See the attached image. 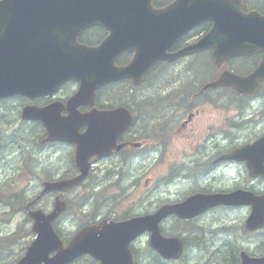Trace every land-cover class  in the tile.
<instances>
[{"label":"water","instance_id":"water-1","mask_svg":"<svg viewBox=\"0 0 264 264\" xmlns=\"http://www.w3.org/2000/svg\"><path fill=\"white\" fill-rule=\"evenodd\" d=\"M234 1L176 0L164 11L154 12L150 10L151 0H1L0 98L14 92L43 94L60 83L75 78L81 81L80 92L74 95L70 102L79 105V102L84 103L86 96H93L97 86L110 79L132 76L137 83L141 82L144 73L156 60L163 58V55L168 58L167 54L162 52L166 46L177 41V38L190 28L207 20L214 21L211 32L201 42L185 51L212 47L215 50V61L222 64L227 58L241 53L234 51L233 45L237 41H241L244 47L249 46V52L264 50V16L240 13L238 7L241 2ZM142 6L147 7L148 12L140 16L137 11H140ZM93 23H100L109 29L111 36L100 47L88 48L83 44L81 46L77 43L78 35L82 29ZM116 47L120 50L137 49V54L129 65L119 68L114 66L112 51ZM177 56L178 54L173 57ZM262 80L264 61L250 77H237L226 72L209 86L228 84L235 86L240 92L251 94ZM33 108H27V115L46 120L49 127L55 124L54 126L58 127L55 130L62 134V138L77 139H72L70 131L73 130V125L70 122H60L51 113L47 115L48 120L44 116V109ZM107 114L114 117L125 114L130 118V113L124 108L109 111ZM75 119L78 122V117ZM113 123L114 121H110L108 130L100 134H97L89 123L88 134L76 140L80 162L94 153L105 151V137L116 128ZM225 158L244 160L252 177H264V138L252 145L236 149ZM53 187L65 186H50ZM220 204H251L252 211L247 218L246 227L250 230L264 227V195H253L244 190L196 195L182 204L164 209L156 216L155 222L149 225L156 226L157 234L154 235L153 241H156L155 245L160 253L166 257H179L183 248V243L176 242L175 238L161 236L157 226L161 215L175 212L181 218L192 217ZM60 212V205L49 215L32 212L35 219L34 230L38 237L19 264L42 260H46V264H67L79 253L88 250L86 243L78 242L81 234L69 247H62L52 225V221ZM122 237L119 238L120 241ZM89 243L102 244L103 241L99 238ZM56 248L61 249L55 257L49 258V253ZM241 257V264H264V256L252 257L244 251Z\"/></svg>","mask_w":264,"mask_h":264},{"label":"flooded vegetation","instance_id":"flooded-vegetation-1","mask_svg":"<svg viewBox=\"0 0 264 264\" xmlns=\"http://www.w3.org/2000/svg\"><path fill=\"white\" fill-rule=\"evenodd\" d=\"M249 1V0H247ZM246 0H244L245 5V11H247L249 9V3L252 5H255L253 2L249 1V3ZM254 1V0H252ZM256 1V0H255ZM264 0H257V3H261ZM247 2V3H246ZM264 3V2H263ZM257 6V5H255ZM258 11L260 10L261 12H264V7H260L257 9ZM88 33L85 36V39L91 43L92 45L94 44H99V42H101L102 40H104L106 38V36L108 35V32L105 31V29L99 27V26H93V28H90L88 30H86ZM197 35H192L190 34L189 37H187V40H185L184 42L180 43L182 44L181 46H178V48L185 46L187 44H189V42H194L196 40H198ZM177 46L173 49H171L172 51H176L178 50ZM130 53V52H129ZM128 53V54H129ZM132 53V52H131ZM129 54L125 57H120L119 56V60L118 62L120 64H126L124 63L126 60L125 58H130V56L133 54ZM206 53H210L212 54L211 51H204L201 53H197V54H193L188 58H184V60L182 59H178V61H174V62H167V67L169 66L168 70L171 71L173 70L174 72H177L178 70L180 71L178 75L174 76L173 78H171L169 81H167V83H165L166 85L164 86L165 90H163V100H164V104L165 107L168 108L166 113H162L161 115H158V107H159V102L157 101L156 104H154L155 107V117H156V124H157V137L158 139L157 141V148L158 151L157 152V159L161 160L163 165H166L163 169L164 171V175H163V180L161 183L166 184L167 188L172 187L171 190H166L165 194L168 196V198H166L164 200V202L166 203H177V202H181L184 201V199H187L190 196L196 195L197 193H216L219 191H231V189H237V188H247L249 190L252 191H256L258 193L262 192L261 187H256L255 185V180H263L259 177H256L254 179L251 178L248 167H246V163L244 161L239 162L237 160L234 159H230V160H226V159H222L223 155L225 154H229V152L241 147V145H244V142L242 143L241 141H237L241 138L242 135H245V133H243L241 136L236 137V140L229 144L228 143V137L229 134L227 133V126H223V124L220 125V127L215 128L214 125L212 124V122L210 121H206L203 120V118L205 117V115L203 116L202 113L207 114L208 110H206V106H214V107H219L222 109H225L226 107V102H224L219 96H209L208 91H202L201 88L198 90V94L196 95H192V98H190V96H188L187 92H184L183 90V84H179V86H175L172 83V79H176L179 78L181 76L184 75V72H181V68H189L192 70L191 75L193 78H196L198 76V74L202 71L206 70V64L204 62V54ZM262 54H255V55H251L249 57H241L238 56L237 58H232L230 60H228L227 65L231 71L233 72H239L243 75H249L251 73V71H253L254 69L257 68V66L261 63V59H262ZM200 59L202 60V64H201V69L199 68V65L197 62L200 61ZM163 63V62H161ZM160 63V64H161ZM159 64V65H160ZM251 65V66H250ZM161 66H165V64H162ZM158 67V66H157ZM157 67L155 69H153L151 71V73L147 76L146 81L150 78V76H152L151 79V83L149 86H144V87H138L136 88L137 90L135 91V95L137 100L143 101L144 99V93H150L149 91L154 90V93L152 95V97L156 100L157 98L154 96L157 91L160 89L157 86V83H160V81L163 79V74H161L159 76L158 72H157ZM168 70L166 73H168ZM186 76V75H184ZM132 84V82H131ZM76 87V85H74L73 83L71 84H64L60 87V89H58L56 91L55 94H53V96H50L49 98L47 97H43V96H37L35 98H30V97H22V96H14L9 97V98H3L0 100V108L6 109V107H10L12 110V118H14V129L15 127L18 125V128L21 131H24L26 134H28L29 136H31V143L30 145L26 147H22L20 149V151L16 150V153L19 154V156L23 159L17 161V163L20 165V173L18 174L19 177V183H24V184H29L32 182H38L39 185L43 184L45 181H53V180H60V179H64L66 178V176H68L69 174L75 175L76 172L78 171V167H77V163L75 161V147L73 145H70L68 143L65 142H61L59 140H45L46 137H48V132L47 129L44 126V123L40 120H28V119H24V117H22V110L26 107V105H39V106H48L49 103H51V101L53 100H63L64 102L66 101V99L69 97V95H71L72 93H74L75 91L73 90ZM264 87V82H262V84L259 86V90L262 89ZM121 90V97L127 99L128 98V94H129V90L127 89V85L123 84L122 87H120ZM200 90H201V94H200ZM258 90V91H259ZM261 94L258 95H239L236 96L238 101H240V104L237 105V108H239V112H241V104H243L244 102L247 103V101H251L253 99H256L260 97ZM104 96H105V92H101L95 99V106H98L99 108H103V109H109V108H113L114 106V102L112 100L113 95L108 91H106V100H104ZM25 98V99H23ZM255 100V101H256ZM257 102V101H256ZM163 106V105H161ZM138 107H144V105H142V103L140 105H138ZM92 107L89 105H85V106H80L79 110L81 112H85L89 109H91ZM245 109L248 111L250 109H252V113L256 114L258 112L257 108H254L253 104L248 105L247 107H245ZM226 110V109H225ZM230 112V111H229ZM238 112V111H237ZM236 112V113H237ZM63 114L67 113V110L64 109ZM250 116V115H247ZM253 117V116H250ZM137 118H140V114L137 113ZM24 119V120H23ZM141 121V120H139ZM252 121V120H251ZM242 122L240 127H244L246 126L244 129L250 128V126H247L245 124H248L250 121L246 120L244 121H240ZM240 122L236 119L233 120V122L231 123V127H238ZM256 122V121H254ZM146 124V123H145ZM197 124L200 126L201 128V133L198 137H194L195 135V128L197 126ZM147 125V124H146ZM146 127V126H145ZM27 128V129H25ZM230 128V127H229ZM86 127H81L79 130L81 132L85 131ZM16 131V129H15ZM231 134V133H230ZM218 136V139L215 143V149H212L211 152L208 151V145L205 144V142H209V137L212 136ZM176 136H183L185 137V146H187L186 149H182L180 148L179 151H176L174 154L170 151V147H169V143L171 138H174ZM213 136V137H214ZM143 135V129H142V125H139V122H134L133 127L130 128L123 136H122V140L121 142H127L125 143L126 146L124 148H122V152L120 153H114L113 156L108 159L105 160L106 163H104V167L105 166H111L112 164H114L110 170H107V173L112 174V172H114V167L118 164V162L123 163V162H128L127 165H129V167H127L126 171H124V164L121 165L120 164V169H123V174L120 176L116 175L118 177H122L123 180H128L130 178L135 177L136 179H133L131 182V186L130 187H135L137 184L141 185L143 187V182H141V180L138 178L139 175H141V171L142 168L135 169V171L132 170L133 165H132V161L135 159H140L141 155H144L147 151L148 148V142H146V144H143L140 141H143L142 139H144ZM212 137V138H213ZM259 137V136H257ZM256 137V138H257ZM255 137L253 139H256ZM134 139H138V142H140L137 146H132L129 143L133 142ZM189 139H195V141L193 143H191L189 141ZM252 139V141H253ZM48 141V142H47ZM213 142V141H212ZM241 142V143H238ZM147 146V148H146ZM41 148H46L45 150L48 149V155L51 156L53 154H55L56 152H58L57 150L60 151H64L65 153L68 154L67 157V163L66 164V169L69 173H64V175H59L61 174L64 170L60 171L59 173L56 174V170L59 169V166L56 167L55 169H50L48 171H45V167L49 168V164L51 165L52 163L49 162L47 163L45 161V164L43 166L42 169L37 170L35 167V164H32V160H34L33 157H35V161L37 160V162H39V158L37 155H34V151H39ZM200 150L201 152V156L200 158L197 157V153ZM28 154L30 156H32V160L31 158L28 156ZM27 155V157L25 156ZM148 157V155H146ZM188 156L189 161H186V157ZM27 159L28 164H30V168L25 167V164L23 162H25V160ZM142 159H145L142 158ZM116 160V162L114 161ZM201 160V161H200ZM41 161V159H40ZM66 161V160H65ZM233 163V165L235 167H240L243 170H245V173L247 172L249 177L246 176V174L244 175L242 173V171L239 172V177L238 180H241L237 185H235L234 187H231V189H221V188H214L212 181H210V175L209 171H214L217 172L218 169L222 166H230ZM126 165V166H127ZM143 167V166H142ZM227 169V167H226ZM225 169V170H226ZM224 170V171H225ZM120 171V170H119ZM224 171L222 173H220L221 175H225ZM185 173L182 174V173ZM189 172V173H188ZM197 172L196 175L204 178L201 181H197L196 180V175L195 173ZM115 173V172H114ZM176 173H179V178L176 179ZM188 173V175H186ZM219 173V172H218ZM13 174H16V170L13 171ZM125 174V175H124ZM191 174V175H189ZM195 175V176H194ZM17 176V175H16ZM109 176V175H108ZM107 176V177H108ZM115 176V175H113ZM171 176L173 178H171ZM185 178H183V177ZM193 178H192V177ZM183 178V180H182ZM190 178V179H189ZM245 178V179H244ZM189 179V180H187ZM178 180H181V182H179ZM186 181V182H185ZM191 182L190 187L187 190H178L177 189V185H183L186 184L187 182ZM196 184H199L196 185ZM69 193H72V191L66 192L65 196H69ZM12 196V194H11ZM56 196V193L53 194H49V195H45L44 197L38 194L36 196H34L33 200L36 207H42V202L44 200V198L48 197L50 199H53V197ZM172 196H176V198H173ZM148 203H150V201H148ZM116 205L117 204H113V205H109L108 204H101L98 205V210H95L93 212V214L90 215L89 218L81 220L79 222V226L78 229H80L83 226L86 225H90V224H100L102 223V221H106V223H112L114 221H123L125 219H128L130 217H136L137 214H140V212H136L134 210V208H132V210L130 211H125V213L120 214L118 212V209H116ZM53 205L50 204L48 207L47 206H43L45 210H48L49 208H52ZM233 207H238V206H226V205H220L217 208H213L210 209L211 210H219L220 208L222 209H232ZM245 207V206H244ZM242 207V208H244ZM240 208V207H239ZM247 208V207H246ZM148 208L146 207L144 212H147ZM208 211V212H209ZM150 212H153V210H151ZM205 213V214H208ZM203 214V215H205ZM200 216L202 215H197V217L195 218V220H199ZM83 221V222H82ZM175 224H178L177 222ZM166 224L163 225V229H166ZM199 227V226H197ZM196 227V228H197ZM77 229V231H78ZM148 233H144L142 234L143 236L138 235V237L134 238V240L132 242H130L129 248L132 250V253L134 255V261L133 264H149V262L151 260H157V254L154 253L152 247L149 248V243H148V239L150 237V235H147ZM141 236V237H140ZM147 239V247L142 248L141 244L142 242H144ZM64 241H69L68 239L64 238ZM117 258V257H116ZM160 258V257H159ZM110 259V258H109ZM151 259V260H150ZM80 260H86L85 264H101V262L97 259V258H93V257H86V258H82ZM118 261V259H116ZM77 261L75 263H71V264H78ZM121 262V261H120ZM125 264L128 263V259L125 258Z\"/></svg>","mask_w":264,"mask_h":264},{"label":"rangeland","instance_id":"rangeland-1","mask_svg":"<svg viewBox=\"0 0 264 264\" xmlns=\"http://www.w3.org/2000/svg\"><path fill=\"white\" fill-rule=\"evenodd\" d=\"M204 62L206 64L207 69H209V62L207 59H204ZM199 65V68L201 69L202 60L200 59L199 62H197ZM181 72H184V75L176 79H172V83L175 86H179V84H184L185 82L189 81V79L192 78L191 72L192 70L189 68H181ZM179 70L177 72H174L173 70L169 71L166 75L163 76V79L160 81V83H157V86L160 88L157 93L154 95L157 99L155 100L152 95L154 93V90L149 91L148 93V100L150 99V103L156 104V102H159L158 107V115H161L162 113H166L168 108L165 107L164 100L162 98V92L165 90L164 86L166 85L167 81H169L171 78L179 74ZM188 76V77H187ZM189 78V79H188ZM113 98H118L119 93H112ZM219 96L224 102L227 103L233 102V104L236 105L235 100L229 96V94H219L216 95ZM163 105V106H161ZM206 110H208L207 114L203 118V120H206L207 122L210 121L214 125L215 128L220 127L221 124L223 126H227V133L229 134L228 137V143L231 144L236 140V137L241 136L243 133L245 135H242L241 138L237 141H241L242 143H248L252 142V139L262 133H264V93L262 94V97L254 104V108L258 109V112L254 114L253 117L246 116H240V118H237V120L240 121H246L249 120L250 122L248 124H245L247 126H250V128L244 129V127H240L241 123L238 127L232 128L228 125L227 118L231 116L234 112L237 111L235 106H228L225 107V109L214 107V106H206ZM230 111V112H229ZM239 112V109H238ZM240 113V112H239ZM4 115V114H3ZM7 116H2L1 114V121H0V264H13V262L18 258L25 250V247L29 245L31 240L35 237V232L32 230V224L31 221L27 220V215L25 213L21 212V200L20 197H9V194L12 191H20L19 188V177H18V167L20 165L17 163V161L23 159L19 156V154L16 153V141H15V133H19L20 129L18 128V125L14 129V123H11L9 119L12 117L9 113L6 114ZM252 120V121H251ZM256 121V122H254ZM150 122H153L151 120ZM232 125V124H231ZM6 127V131H2L3 127ZM146 124L142 125L143 129V135L146 136L148 134L146 130ZM27 129V128H25ZM4 132V133H3ZM195 135L194 137H198L201 133V128L197 124L195 128ZM152 133V132H150ZM231 133V134H230ZM4 136L6 138L7 144L4 145L3 139ZM214 136V135H213ZM212 136V137H213ZM209 137V142H205L206 145H208V151L211 152L212 149H215V143L218 139V136H214L213 138ZM191 143L195 141V139H189ZM213 141V142H212ZM238 142V143H241ZM157 141H151L148 144V150L144 155L140 156V159H135L131 163L133 165L132 170L135 171V169L142 168L141 175L138 176V178L143 182V187L139 184H137L135 187H130L132 184V180L136 179V176L128 180H123L122 183L120 182H114L113 177L109 178L107 177L109 173L106 171L111 169V166H105V161L99 160L93 166L92 176L97 181L105 182L107 185V189L100 191L99 194H96L95 203L100 201V205L108 204L116 205V209H118V212L120 214L125 213V211H130L132 208L137 212H143L145 208L147 207L149 209H156L161 204H164V200L168 198V196L165 194L166 190H171L172 187L167 188L166 184L161 183L163 180L164 175V167L166 165H163L161 160L157 159L156 154L153 155V151H158L157 148ZM24 147H26L25 144H21ZM170 151L174 154L176 151L186 149L187 146H185V137L176 136L174 138H171L169 143ZM27 148V147H26ZM41 148L39 151H34V155H37L39 158V162L37 160L35 161V167L37 170H40L43 168L45 161L47 163L51 162L52 164H49V168L45 167V171H48L50 169H55L59 166V169L56 170V174L60 171L66 169L67 163V157L68 154L64 151L57 150L55 154L49 156L48 149ZM18 150V149H17ZM20 151V149L18 150ZM146 155H149L147 157ZM27 157V155H25ZM201 152L200 150L197 153V157L200 158ZM145 159H142L144 158ZM35 158V157H34ZM41 159V161H40ZM190 158L188 156L186 157V161H189ZM66 160V161H65ZM65 162V163H64ZM25 164V167L30 168V164H28L27 159L23 160L22 164ZM128 162H124V171H126ZM127 165V166H126ZM143 166V167H142ZM227 167V169H226ZM114 169L117 173L123 174V169H120V166L116 165ZM226 169V170H225ZM16 170V174H13V171ZM120 170V171H119ZM225 170V171H224ZM243 169L240 167H235L233 163L230 166H222L218 169L217 172L214 173V171H209L210 175V181H212L214 188H221V189H231V187H234L237 185L241 180H238L239 172ZM224 171L225 175H221ZM113 172V173H114ZM219 172V173H218ZM248 172V170H247ZM245 173V170L242 171V173L247 177H249L248 173ZM115 174V173H114ZM177 174V173H176ZM197 172L195 173V175ZM17 175V176H16ZM125 175V174H124ZM194 175V176H195ZM179 173L176 176V179L179 178ZM196 180L201 181L204 178L196 175ZM171 178H173L171 176ZM245 179V178H244ZM89 182L92 181V178L88 180ZM181 182V180H178ZM88 182V183H89ZM182 183V182H181ZM191 182H188L186 184L176 186L178 190H187ZM25 187L30 188L29 194H33L37 189L38 191H41V185L38 184V182L29 183L27 185L23 184ZM129 185L128 189H123V186ZM199 186V184H196ZM256 187H261V189H264V180H255ZM189 186V187H188ZM86 193L79 194V198L83 201L85 200ZM107 195L109 197H112L110 199H107ZM173 198H176V196H172ZM25 200V199H24ZM51 199L46 198V202L50 203ZM150 201V203H148ZM26 200L24 201V203ZM72 208L64 215L62 220H60L58 224V228L61 229L62 234L64 235H70L72 233V230H74L79 222L78 218H75V220L72 222L70 221L69 217L71 216L72 212L75 210V201L72 200ZM132 207V208H131ZM249 213V208H239V207H233L232 209H222L219 210H211L208 212V214H205L201 216V218L197 221V223L200 225L197 229V233L193 236L194 243L191 244V246L186 249L185 255L182 259H180L179 262H175L176 264H201L202 261L210 260L213 256L214 252L213 249L217 248V250H220L221 252H216L215 254L221 255L222 257L217 258L212 261L210 264H220V259H224V257H228L231 254H234L237 252L238 248H249V251H252L253 247L259 246V243L257 240L262 239L261 236H257V238L252 242L250 239V235L246 234L242 230V225L244 224L245 219L247 218ZM68 216V217H67ZM171 226V225H170ZM221 229L226 230V234H217L218 231H221ZM33 232V233H32ZM8 235H14L16 238H10L6 240L4 237ZM263 236V235H262ZM6 240V241H5ZM263 245V244H260ZM211 250V251H210ZM253 253H256L252 251ZM264 252V251H260ZM216 257V256H214ZM170 263V264H175ZM85 264V263H80ZM149 264H158V261L151 260ZM209 264V263H208Z\"/></svg>","mask_w":264,"mask_h":264},{"label":"trees","instance_id":"trees-1","mask_svg":"<svg viewBox=\"0 0 264 264\" xmlns=\"http://www.w3.org/2000/svg\"><path fill=\"white\" fill-rule=\"evenodd\" d=\"M167 73H163V76L164 75H166ZM183 86H185V85H183ZM7 113H9L10 115L12 114V110H11V108L10 107H6V109H3V108H0V117H1V114H2V116H7L6 114ZM4 114V115H3ZM146 122V117L145 118H143V119H141V121H139V125H144V123ZM31 136H29L28 134H26L24 131H21V132H19V133H15V141H16V150L17 149H21L22 147H24L23 145H21V144H25L26 145V147L28 146V145H30V143H31ZM197 226H200V225H197ZM198 228V227H197ZM197 228H195L196 229V233H197ZM264 232V231H263ZM195 235V234H194ZM193 235V236H194ZM261 238L262 239H258L257 241L258 242H260L259 243V246H257L258 247V249H260V247L262 248V250H264V234H263V236H261ZM260 244H263V245H260ZM241 250V249H240ZM211 251V250H210ZM212 252H214V254H213V256L211 257V259L210 260H205V261H202L201 262V264H210L212 261L214 262V260H216L217 258H220V257H222V254L221 255H218V254H215L216 252H221L220 250H217V248H215V249H213V251ZM222 253V252H221ZM236 253H234V254H231L230 256H228V257H224V259L222 260V259H220L219 261H220V264H222V263H226V262H229L228 264H238V262H239V254H238V256L234 259V255H235ZM214 256H216V257H214ZM151 260V259H150ZM156 261V260H155ZM157 261H158V264H170V263H175V262H177V261H175V262H172V261H166V260H162L161 258H159V256H157ZM176 264V263H175ZM194 264H196V263H194Z\"/></svg>","mask_w":264,"mask_h":264},{"label":"bare ground","instance_id":"bare-ground-1","mask_svg":"<svg viewBox=\"0 0 264 264\" xmlns=\"http://www.w3.org/2000/svg\"><path fill=\"white\" fill-rule=\"evenodd\" d=\"M0 121H1V117H0ZM9 121L11 122V123H14V118H10L9 119ZM6 127L4 126L3 128H2V131H6ZM4 133V132H3ZM3 142H4V145L5 144H7V141H6V138H5V136H4V139H3ZM201 161V160H200ZM31 169V168H30ZM20 168H18V174L20 173ZM189 173V172H188ZM188 173L186 174V175H188ZM178 174V173H177ZM176 174V175H177ZM182 174H184L185 175V173L183 172ZM115 176L116 175H119L120 176V174L119 173H117V172H115V174H114ZM189 175H191V174H189ZM183 177V176H182ZM192 177V176H191ZM184 178V177H183ZM183 178H182V180H183ZM193 178V177H192ZM185 179V178H184ZM190 179V178H189ZM189 179H187V180H189ZM184 181V180H183ZM186 182V181H185ZM190 182V181H189ZM188 183V182H187ZM190 185V184H189ZM214 194H216V193H214ZM178 224H180L179 222H177ZM197 225H199V224H197ZM242 227H243V225H242ZM242 230H243V232L244 233H246V234H249L250 235V239H253V240H251L252 242L257 238V236H262L263 234H264V232H260V233H257V234H253V233H251V232H249L245 227H243L242 228ZM222 233H225L226 234V230H224V229H221V231H218L217 233H216V235L217 234H222ZM241 249V250H240ZM245 249V248H244ZM243 248H238V250H237V252H236V254L234 255V259L238 256V254L239 253H241L242 252V250H244ZM247 249H249V248H247ZM252 251H254V252H256V253H254V254H256V255H259V254H264V252H260V251H264V250H262V248L260 247V249H258V247H253V249H252ZM161 258V257H160ZM162 260H166V261H172V262H175V261H177V262H179L180 261V259H179V257H177V256H171V257H165V258H161ZM229 262H226V263H222V264H228Z\"/></svg>","mask_w":264,"mask_h":264}]
</instances>
